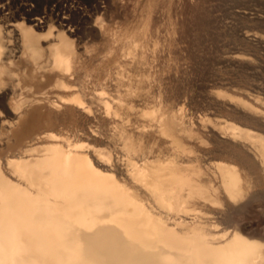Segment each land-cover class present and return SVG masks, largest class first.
Here are the masks:
<instances>
[{
    "label": "bare ground",
    "instance_id": "1",
    "mask_svg": "<svg viewBox=\"0 0 264 264\" xmlns=\"http://www.w3.org/2000/svg\"><path fill=\"white\" fill-rule=\"evenodd\" d=\"M240 1L245 9L253 5L246 6L250 0L246 4ZM200 3L203 6V0ZM243 5L235 6L239 8L232 17L236 24L239 20L241 24L237 17L248 16ZM200 8L198 15L193 12L195 17L202 16L206 7ZM222 12L216 18L232 13ZM257 14L253 13L255 23L251 24L264 23ZM179 15L186 16L185 12ZM37 18L33 16L30 24L10 23V27L0 23V264H264V92L259 94L264 85L260 90L255 87L256 79L250 73L254 70L256 74L262 66L242 53L245 48H232L233 44V51L228 54L229 48H221L219 55L215 46L227 35L221 29L218 35L216 31L228 21L218 27L216 18L214 25L201 22L203 19L199 22L217 27L215 34L222 39L211 44L217 48H211L212 53L218 51L213 53L218 62L229 64L236 75V80L227 81L235 87L232 92L201 82L203 96L218 111L209 115L195 114L200 112L195 105V112L188 111L184 97L190 92L183 89V83L177 85L181 77L171 81L169 73L164 74L178 61L169 60V51L176 31L179 34L186 28L180 23L176 31L166 16L151 27L138 23L116 47L126 61L118 59L113 66L100 68L79 65L82 56L63 27L58 28L55 42L48 44L44 56L41 34L35 29L42 26ZM196 19L191 18L192 22ZM251 24L237 27L235 37L239 43L263 45L264 36L251 29L257 27L250 28ZM259 24L258 29H263ZM102 25L95 26V32H107L110 27L105 52L114 51L111 24ZM226 25L224 31L228 32ZM194 29L187 31L193 33ZM195 46L188 50L194 52ZM222 46L224 50L225 44ZM163 53L159 62L155 55ZM193 54L190 63L196 57ZM87 58L89 55L83 60ZM200 62H192L191 72ZM203 66L210 71V66ZM18 68L21 74H17ZM248 68L253 70L248 72ZM190 78L182 77L186 83L189 80V87ZM263 78L259 76L261 81ZM208 80L215 81L213 77ZM248 83H254L251 89L257 88L259 93L251 91ZM195 135L208 145L190 148L187 143ZM205 177L209 185L202 182Z\"/></svg>",
    "mask_w": 264,
    "mask_h": 264
},
{
    "label": "rangeland",
    "instance_id": "2",
    "mask_svg": "<svg viewBox=\"0 0 264 264\" xmlns=\"http://www.w3.org/2000/svg\"><path fill=\"white\" fill-rule=\"evenodd\" d=\"M209 1V3L207 2V0H203V6H201L202 5V3H200V0H193L192 2H196L195 4L194 3H192L191 2V0H183V1H181V0H0V23L2 24V25H7V26H12V24H10V23H13V24H15V23H24V24H30L32 21H31V18L33 17V16H37L38 18H37V21H39V23H40V25L42 24V26H40V27H35V29H36V32H38V33H40L41 34V36H40V44H41V48L43 49V51L45 52V54H44V56H46V51H47V48H48V44L49 43H54L55 42V39H53L54 37H55V33L57 32V30H58V28H60V27H63L64 29H65V31H66V34L68 35V37L72 40V43L74 44V46H75V49L77 50V53H79L82 57H81V60L79 61V65H81V66H83V65H85V64H93V65H95V66H97V67H100V68H104V67H111V66H113V62L114 61H116V60H118L119 59V61L122 63L124 60L126 61V59H127V57L125 58L122 54H121V51H120V49H117L116 47H118V44H120L123 40H124V38H125V36H126V34L128 33V34H130V32H131V30L133 29V28H136V26H137V24L138 23H141V24H143L144 26H147V27H151V26H153V24L156 22V23H158V24H160L161 22V20H163L164 18H165V16L167 17V19H168V21H169V24L172 26V28L174 29V31H176V28L178 29V30H180L179 29V27L178 26H176V25H180L182 28L183 27H186V28H188L189 30L192 28V29H194V31H193V33H192V30H191V33L189 32L188 33V31L186 30V28H184L183 30L185 31H183L182 30V32H184L185 33V35H184V33H177V32H179V31H176V33L173 35L174 37L172 38L173 39V42H172V44H171V46L172 47H174L173 49H174V51H172V47H170V51H169V60H171V61H175L176 59L178 60V61H180V65L182 66H180L179 67V69L180 70H182L181 72L183 73V71H185L186 72V69L189 71V68L195 63V62H197L198 64H199V62L201 61V62H203V63H201V65H197L196 66V64H195V68L197 69H194L193 67V72H191V68H190V71L189 72H186V73H188V74H186L185 72V75H187V77H191L190 78V82H191V85H190V87H189V85H187V84H189V80H187L188 82L186 83V82H184L185 81V79H184V81L182 80V77H184L185 75H184V73H183V75L181 76V74L182 73H180L179 71V69H177L178 68V66H179V63H177L178 64V66H177V64L175 63V65L176 66H174V64L172 65V71L171 70H168L167 68L165 69V71H164V74L166 75L167 74V72L169 73V75H170V78H171V81H173L174 79H176V78H178V79H180V77H181V82H178L177 83V81H179L178 79L176 80V83H177V85H179V83H180V85H183L184 84V86H182L183 87V89L186 91V90H188L187 92H190V93H188L186 96H188V98L186 99V97H184L185 98V101H184V104L187 106V108H188V111H189V108H190V111H193V105H195V107L197 108V109H199L200 110V112L197 110H194L193 112H195V114H213V112H218L216 109H215V107L213 106L212 107V105H210L209 106V101L207 102V99H205V97L203 96V91H204V89H205V86L203 85V83H206V85L208 84H212V86L213 87H218V88H221V89H224V90H229V91H235V90H233V88H235V87H232V85H230V84H228L229 82H232V80L236 77V75L234 74V72H232L233 70H231L230 68H231V66H227V65H229V64H225L224 62H222V61H220V62H218V58H216L217 56H215L217 53H218V51H215V52H213V53H216L215 55L212 53V49H213V46L215 45V43L218 41V39H222L223 38V40H221V41H218V42H220L219 44L221 45H219V44H217V46H215V47H218V49L217 48H215L214 47V49L213 50H220L221 48H222V51H225V50H228V48L230 49L231 48V44H233L232 45V48H239V49H242V48H245L247 51H245L244 49H243V51L244 52H242V50L240 51L239 50V52H242V53H245L246 52V54H248V56L251 58V59H253L254 61L256 60V62L258 63V61L257 60H259V62H260V66H264V54H263V52H264V49H260V48H264V44L262 45V43L263 42H260L259 43V45H258V43H253V42H248V45H247V43H243L242 41H241V43H239L240 42V40L239 39H237L236 37H235V34L237 35V34H239V31H238V29H240L241 28V26H243V24H244V21L246 22V21H248V22H246L247 24H251V21H254V23H255V18H254V15H253V13L255 12V14L256 13H258L257 15L258 16H260L259 14H261V18L263 17V19H264V14L263 13H261L262 11H264V3H262V2H264V0H254L255 2H253L252 3V1L253 0H250L251 1V3L249 2V0H248V2H249V4L247 5L246 4V1L247 0H242L243 1V3L244 4H246V6H249V5H251V4H253V5H251V6H249V7H247L246 9L244 8V6L245 5H243L242 4V2L240 1V0H235V1H233V0H224L225 2H223V0H219V2H221V4L219 3V2H217L218 0H215L218 4H219V6H217L216 7V2H214V0H208ZM210 1H212L211 3L213 4L214 3V5L212 6L213 7V9L212 8H210L211 7V3H210ZM230 1H232V2H230ZM261 1V3L262 4H258L259 2ZM179 2V3H178ZM186 2V4L184 5V3ZM191 2V3H190ZM202 2V1H201ZM205 2H207L208 3V5L207 6H205L207 3H205ZM223 2V3H222ZM226 2H229V3H226ZM188 3V4H187ZM199 4V6L201 7H199L198 6V4ZM232 3V4H231ZM255 3V4H254ZM257 3V4H256ZM177 4V5H176ZM178 4H179V6H178ZM191 4H194V5H196V10H193V8L195 9V6L194 5H192V7L190 6H187V5H191ZM205 4V5H204ZM210 4V5H209ZM217 4V5H218ZM230 4V5H229ZM236 4L238 5V7H241L242 5H243V8L242 9H245L248 13H247V15L248 16H239V17H237V19H239V18H241V24H240V20L237 22V24H236V18H232L234 15V17H236V14H235V10H237V8L238 7H235L236 6ZM240 4V5H239ZM177 6V9L178 10H176V6ZM182 5H184L183 7L186 9L187 7H189V8H187V10L188 9H192L193 11H191V10H189V11H185V9L184 8H182L181 6ZM222 5H223V7H222ZM256 5V6H255ZM258 5V6H257ZM225 6H227V7H225ZM228 6H230V9L228 8ZM231 6H232V8H231ZM197 7H199L200 8V11L202 10V8L203 7H206V8H204V9H208L207 11L206 10H204L203 9V12H205L206 11V14L207 13H209V15L208 16H206V14H204L202 11H201V14H202V16L200 15V16H196L195 17V14L193 13L194 11H196L197 12V15L199 14L198 12H199V8H197ZM208 7V8H207ZM216 7V12L217 13H219V11H223V8H225L224 9V12L226 11V12H232L231 14H229V13H227V15L225 16V14L226 13H224V12H222V13H224L223 14V16H224V18L223 17H221L220 16V14H218L219 16H217V18H216V15H217V13H216V15H215V11H214V8ZM221 8V10H220V8ZM233 7L234 8H236V9H233ZM210 8V9H209ZM219 8V9H218ZM249 8H252V9H249ZM131 9V10H130ZM184 9V12H185V14H186V16H182V15H179V14H184V12H182V10ZM211 9H212V11H211ZM239 9V8H238ZM241 9V8H240ZM258 9V10H257ZM263 9V10H262ZM198 10V11H197ZM218 10V11H217ZM249 10V11H248ZM260 10H262L261 12H260ZM130 11L132 12L133 11V13H130ZM191 11V12H190ZM252 11V12H251ZM182 12V13H181ZM189 12V13H188ZM166 13V14H165ZM188 13V14H187ZM190 13H192L193 14V16L190 14ZM210 13L211 14H213L214 13V17H213V15H210ZM250 13H251V15L253 16H251L250 15ZM191 15V16H190ZM222 15V14H221ZM256 15V16H257ZM163 16V17H162ZM180 16V17H179ZM188 16H190L191 18H192V20H194V19H196V18H198V20H197V22L196 21H194V22H192V20H191V18L189 19L188 18ZM205 18H204V17ZM210 16V18L209 19H212V20H210V21H208L209 19H207V20H204V19H206V18H208ZM229 16H231V17H229ZM238 16V15H237ZM162 17V18H161ZM178 17L179 18H181L179 21L180 22H178ZM201 17V18H200ZM203 17V18H202ZM211 17H213L214 19H215V25L218 27V26H220L221 24L220 23H223V22H226V20L228 21V22H226V23H223L221 26H220V28H218V32L216 31V34L217 33H219L220 31H223V32H220V33H222V35H223V33L225 34V36L227 35V37L229 38V35H232V33H233V35H232V37L230 36V38H232V39H230L229 41L230 42H228L227 40H228V38L226 39L225 37H223L222 36V38H220L221 37V34H219V38H218V36H216V34H215V30H217V29H214V28H217L216 26H214V27H212L213 25H214V22L212 23V21L214 20L213 18H211ZM218 17H221V18H218ZM226 17V18H225ZM160 18H161V20H160ZM183 18V19H182ZM187 18H188V20H190V22L189 21H187ZM194 18V19H193ZM223 18V19H222ZM227 18H229V19H227ZM231 18L233 19L232 21L234 22V24L235 25H237V26H233L232 24H233V22H229V21H231ZM246 18H250V19H247L246 20ZM184 19H185V21H184ZM202 21H201V20ZM221 20V21H218V20ZM225 19V20H224ZM243 19V20H242ZM223 20V21H222ZM181 21H183L184 22V24L183 23H181ZM186 21H187V25H186ZM207 22V24H208V22L209 23H211V24H213L212 26H210L209 27V25H211V24H209L208 26L205 24V23H202V24H199V22ZM218 21V23H216ZM199 25V27L201 28H197V24ZM200 22V23H201ZM256 22H257V20H256ZM178 23H180V24H178ZM228 23V32H226L227 30H225L224 31V28H226V27H223V26H225L226 24ZM244 24V26L243 27H245V25H246V27H249V25L247 26V24ZM253 23V22H252ZM251 24L250 25V28L251 27H254V26H256L257 25V27H254V28H251V29H253V30H255V28L258 30V32L259 33H261L263 36H264V23L262 22V23H260V24H263V29H258V24L259 23H256V24ZM103 24V25H102ZM111 24V27H112V29H111V32H112V37H111V42L110 43H113V46H115V49H114V51H111V52H105V48L108 46V42H109V39H108V35H107V32L109 31V29H110V27L108 28V31L106 32V30L105 29H102V30H100V31H97L98 33L96 34V27L95 26H98L99 27V25H102V27L103 26H108V25H110ZM206 25V27L204 26V25ZM230 24L233 26V27H231L230 26ZM259 24V25H260ZM184 25V26H183ZM202 27H201V26ZM241 25V26H240ZM188 26H190V27H188ZM227 26V25H226ZM229 26H230V29H229ZM240 26V28H237V27H239ZM261 27H262V25H260ZM259 26V27H260ZM180 27V28H181ZM260 27V28H261ZM202 28H203V31H204V29H205V31L207 30H209L210 28H213V29H211V30H213L212 32H210V30L208 31L209 32V34L211 33H214V35L212 34V36H210L209 34H208V32H205L206 34H207V36L205 35V33L203 32V31H201L202 30ZM209 28V29H208ZM231 28L234 30V31H232L231 30ZM235 28V29H234ZM116 29L118 30V31H116ZM221 29V30H220ZM141 30H142V28H141V25H140V28H139V30H138V32H137V34L139 33V32H141ZM200 31V33H199V36H198V31ZM220 30V31H219ZM235 30H236V32H235ZM260 30V31H259ZM195 32H197V33H195ZM230 32H232L231 34H230ZM186 33H187V35H189L190 37H192V38H190V37H188V36H186ZM201 33H203V35L201 34ZM229 33V34H228ZM181 34V35H180ZM182 34H183V36H182ZM196 34H197V36L198 37H200L201 36V38H198L197 36H196ZM138 35H140V34H138ZM181 36V38H180V36ZM218 35V34H217ZM178 36H179V38H178ZM186 36V37H185ZM198 38V40H196V37ZM216 36V38H214ZM175 37H177V39H179V40H177ZM183 37V38H182ZM184 37H185V39H184ZM188 37V38H187ZM193 37H195V41L193 40ZM211 37V38H210ZM238 37V36H237ZM207 39V42H208V44L207 45H209V46H205L204 44H206L204 41H206V40H201V39ZM212 38H214V39H212ZM236 38V39H235ZM208 39H211V41H213V42H210V40H208ZM226 39V40H225ZM175 40V41H174ZM200 40V42H201V44H198L197 45V43H196V41L198 42ZM231 40H234V41H232L231 42ZM193 41H194V43H193ZM225 41V43H222V42H224ZM237 41V42H236ZM239 41V42H238ZM114 42H116V44H114ZM215 42V43H214ZM217 42V43H218ZM228 44H227V43ZM199 43V42H198ZM236 45H241V48H240V46H236ZM202 44H203V46L205 47V48H208V53H207V51H206V49H204L203 47H202ZM211 44H214V45H211ZM222 44H225V49L223 50V48H224V46H222ZM256 44V45H255ZM197 47H196V46ZM199 45H201V46H199ZM219 45V46H218ZM258 45V46H257ZM184 46H186V47H188V48H186V50L184 51ZM192 46L194 47H196L195 49L197 50H195L194 48V52L192 51V49H190V50H188L190 47L192 48ZM212 46V47H211ZM234 46V47H233ZM243 46V47H242ZM245 46V47H244ZM178 47H180V48H178ZM203 48V49H199V48ZM210 47V48H209ZM175 48H177L176 50H175ZM198 48V49H197ZM212 48V49H211ZM180 49V50H179ZM210 49H211V51H210ZM163 52H165L167 49L164 47L163 49ZM178 50H179V53H178ZM234 50V49H233ZM232 49H230V50H228V51H225V52H227L228 54L230 53V51H233ZM187 51V52H186ZM192 51L193 53H196V54H193L192 52H191V54H190V52ZM198 51H204V52H202L203 54L204 53H207L206 55H208L209 53H210V55H208V56H206V55H202L203 56V58L200 60L199 58H197V57H199V54H200V58L202 57L201 56V52H199V54L197 53ZM222 51L220 50V52H219V55H220V53L222 54ZM235 51H236V49H235ZM178 54V55H175L176 56V58L173 56L174 54ZM181 52V53H180ZM185 52V53H184ZM103 53H106L105 55H103ZM187 53V54H186ZM213 55H212V54ZM85 54V55H84ZM171 54H173V55H171ZM182 54H183V57H182ZM189 54H190V56H189ZM193 54V58L195 57V55H196V57L194 58V61L192 60L191 61V63L192 62H194V63H190V60L189 59H191L192 58V55ZM198 54V55H197ZM223 54H224V52H223ZM86 55H89V57H90V59H86L85 61L83 60V57L84 56H86ZM180 55V56H179ZM186 55V56H185ZM254 57H253V56ZM43 56V57H44ZM181 58V59H179V57ZM204 56H206L207 58H204ZM213 57V58H210V57ZM260 58H259V57ZM261 56H262V58H261ZM150 57V56H149ZM155 57H157V58H160V60H159V62H161V61H163V60H161V59H163V57H164V53H163V55L161 56V57H159V56H157V55H155ZM190 57V58H189ZM216 58V60H212V59H215ZM253 57V58H252ZM115 58H117V59H115ZM14 59H18V58H14ZM199 59V61H197ZM204 59V60H203ZM205 59H206V61H207V59L209 60V59H211L212 60V62H211V64H210V61L211 60H209V61H207V63L205 62ZM260 60H262V62L260 61ZM95 61H96V64H95ZM215 61V62H214ZM216 61H217V64H215L216 63ZM157 63V62H156ZM206 63V64H205ZM209 63V64H208ZM219 63H220V66H219ZM263 65H262V64ZM171 64V63H170ZM188 64H190V65H188ZM217 65V67L216 66H214V67H216L215 68V70H214V67H212V65ZM222 64L224 65V66H222ZM188 65V66H187ZM203 65H205V67H208V66H210L209 68H210V71L208 70H206V68H204V66ZM206 65H208V66H206ZM21 65H19V67H20ZM168 66V65H167ZM174 66V67H173ZM194 66V65H193ZM224 67V68H223ZM230 67V68H229ZM260 68V67H258V71H262V72H264L263 70H264V67L263 68ZM175 68V70L176 71H174L173 72V69ZM186 68V69H185ZM200 68H202L203 70H201ZM208 68V69H209ZM226 68H229L230 70H224V69H226ZM259 68H260V70H259ZM205 69V70H204ZM217 69V70H216ZM249 69V68H248ZM197 71L198 73H199V70L201 71L200 73H201V75H204V77H202V76H200V75H198L197 73H195L194 71ZM251 70H253V69H251ZM250 69L248 70V72H250L251 71ZM177 71L180 73V75H178L177 74ZM205 71L208 73H205ZM214 71L216 72V74L218 75V76H221L220 77V79L218 80L217 78H218V76H216L215 75V73H214ZM228 71V72H227ZM230 71V72H229ZM258 71H256V74L254 73V70L253 71H251L250 73H252V75H250L249 73H248V75H249V78H251L250 76H252V80H254V79H256V80H254V85H257V86H255V87H257L258 89L259 88H261V86H263L264 84H261L262 82L264 83V81H261L262 79H259V76H260V78H263V76H264V73L262 74V72H258ZM16 72H17V74H21V70H20V68H18V69H16ZM172 72V73H171ZM202 72H203V74H202ZM171 73V74H170ZM190 73H191V75H190ZM193 73H195V75L193 74ZM199 73V74H200ZM221 73V74H220ZM260 73V74H259ZM175 74H176V77H173V76H175ZM196 74H197V76H196ZM207 74V75H206ZM212 74H214V76L212 75ZM220 74V75H219ZM229 74V75H228ZM254 74H255V76H254ZM258 74V75H257ZM263 76H262V75ZM172 75V76H171ZM189 75V76H188ZM209 75H211V76H209ZM231 75V76H230ZM256 75H257V77H256ZM178 76V77H177ZM180 76V77H179ZM192 76H194V77H196V78H200V80L199 79H197V81H196V79L194 78V77H192ZM215 76L217 77L216 78V80L214 79L215 78ZM235 76V77H234ZM262 76V77H261ZM209 77V78H208ZM213 77V83H212V81L211 82H209V80L208 79H210L211 80V78ZM227 77H231L230 79H228ZM174 78V79H173ZM204 79V81H203V79ZM259 80H258V79ZM173 79V80H172ZM186 79H188V78H186ZM194 79H195V81H196V83H198V86H200V88L198 89V86L195 84V81H194ZM206 79H207V81H206ZM235 80H236V78H235ZM251 80V79H250ZM257 80H258V82H259V84L257 83ZM263 80H264V78H263ZM217 81H219V82H217ZM226 81V82H225ZM227 81H229L228 83H227ZM234 81V80H233ZM201 82H203V83H201ZM209 82V83H208ZM218 84V86H215V85H217L216 83ZM225 82V83H224ZM183 83V84H182ZM192 83H194V84H192ZM215 83V84H214ZM224 83V84H223ZM234 83V82H233ZM186 84V85H185ZM221 86H220V85ZM251 83H248V87L251 89L254 85L253 84H251ZM261 84V85H260ZM179 85V87H181ZM193 85H194V87H193ZM203 85V86H202ZM207 85V87H209ZM250 85V86H249ZM258 85L260 86V87H258ZM186 86H188V89H186L187 87ZM252 86V87H251ZM185 87V88H184ZM197 87V88H196ZM254 87V88H255ZM189 88H190V91H189ZM197 89V92L196 91H194V90H196ZM201 88H203V89H201ZM248 88V89H249ZM254 89V90H252L251 89V91H257L258 89ZM194 89V90H193ZM194 92H193V91ZM260 90V89H259ZM258 90V91H259ZM262 90V91H261ZM261 90H260V93L259 94H262L264 91H263V89L261 88ZM193 92V94H192V92ZM202 91V92H201ZM241 91V90H240ZM199 92V93H198ZM200 92H201V94H200ZM262 92V93H261ZM192 95V97L190 96L189 97V95ZM194 94H196V95H198L197 97H199V98H197V97H195L196 98V100H195V98H194ZM264 94V93H263ZM195 95V96H196ZM201 95V96H200ZM202 96H203V98L205 99H203L202 98ZM192 98V99H191ZM194 98V99H193ZM193 101V103H198V104H200L199 105V107H198V104L196 105V104H193L192 102H191V100ZM197 99H198V101L200 100V103L197 101ZM202 99V100H201ZM187 101H189V103L187 102ZM204 101H206V102H204ZM202 102V103H201ZM203 102L205 103V105L203 104ZM190 105H188V104ZM207 103H208V105H207ZM211 104V103H210ZM203 105V106H202ZM207 105V106H206ZM192 106V107H191ZM204 106H206V107H204ZM208 106H209V108L212 110V111H209L210 109L208 108ZM204 108H205V110H204ZM192 109V110H191ZM207 109V110H206ZM209 109V110H208ZM213 109H215V110H213ZM202 111V112H201ZM204 111V112H203ZM209 111V113H207ZM220 114H222V115H224L225 113L224 112H220ZM232 117V116H231ZM203 132V134L205 135V130L204 131H202ZM186 135V134H185ZM186 141V140H185ZM188 145H189V147L190 148H192L193 150H194V146L195 145H200V146H202V147H205V146H207L208 145V143L206 142V141H204V140H201V138L199 137V136H194L192 139H191V142L190 141H188V143H187ZM202 182L204 183V184H206V185H209V181H208V179L205 177L203 180H202ZM210 190V189H209ZM217 194H222L221 193V191L220 190H218V192H217Z\"/></svg>",
    "mask_w": 264,
    "mask_h": 264
}]
</instances>
